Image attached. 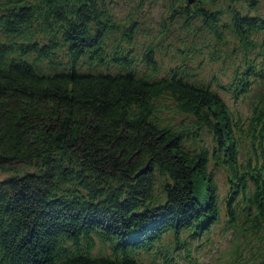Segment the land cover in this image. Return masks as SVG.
<instances>
[{
	"label": "trees",
	"instance_id": "1",
	"mask_svg": "<svg viewBox=\"0 0 264 264\" xmlns=\"http://www.w3.org/2000/svg\"><path fill=\"white\" fill-rule=\"evenodd\" d=\"M160 1L137 67L108 0H0V264L194 262L222 220L239 264L264 233L261 0Z\"/></svg>",
	"mask_w": 264,
	"mask_h": 264
},
{
	"label": "rangeland",
	"instance_id": "2",
	"mask_svg": "<svg viewBox=\"0 0 264 264\" xmlns=\"http://www.w3.org/2000/svg\"><path fill=\"white\" fill-rule=\"evenodd\" d=\"M109 6L111 7L112 13L116 18H124L127 15H132L133 18L138 20V25L140 26L136 39L134 40L135 48V64L137 67L143 66V62L140 60V53L142 51V44L145 43L149 36L147 35L152 30L156 29V23L163 13V8L161 7L160 0H108ZM261 12L264 13V0H261ZM145 29V33L143 32ZM155 31L153 32V34ZM84 59L80 60L83 62ZM84 68L87 65L82 64ZM101 66H96V69H102ZM232 103L231 100H229ZM236 106L240 108L242 112L246 110V106L241 103H236ZM8 172L0 171V177L8 175ZM220 182L225 180V176L222 172L218 173ZM224 221L222 220L219 225L212 227V232L209 236L208 241H193L190 247V255L194 257V262H189L187 259H176L170 264H237L233 261L234 258L228 256H222L226 251L231 250V233L226 231L222 232V225ZM258 237L262 238V242L259 244L260 248L264 249V233H258L251 235L249 247L247 249L245 257L240 261L239 264H253L254 259L253 251L254 247L258 243ZM170 240V239H167ZM99 246L95 249H98ZM165 250L164 254L167 255L168 250L171 248L166 245L161 247ZM168 251V252H167ZM140 257L146 262H153L152 254H140ZM168 261H163L161 258H157L156 264H168ZM155 264V263H154Z\"/></svg>",
	"mask_w": 264,
	"mask_h": 264
},
{
	"label": "water",
	"instance_id": "3",
	"mask_svg": "<svg viewBox=\"0 0 264 264\" xmlns=\"http://www.w3.org/2000/svg\"><path fill=\"white\" fill-rule=\"evenodd\" d=\"M194 0H187V3H192Z\"/></svg>",
	"mask_w": 264,
	"mask_h": 264
}]
</instances>
